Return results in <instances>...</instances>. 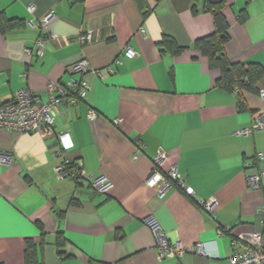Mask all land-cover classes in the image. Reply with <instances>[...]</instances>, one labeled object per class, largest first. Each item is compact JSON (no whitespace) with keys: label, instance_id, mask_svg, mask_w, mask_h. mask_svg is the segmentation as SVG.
<instances>
[{"label":"crops","instance_id":"obj_1","mask_svg":"<svg viewBox=\"0 0 264 264\" xmlns=\"http://www.w3.org/2000/svg\"><path fill=\"white\" fill-rule=\"evenodd\" d=\"M212 3L229 25L231 62L264 68V0H0L2 102L21 89L46 102L48 84L73 75L91 86L86 99L60 107L55 133L68 132L74 144L62 155L54 135L0 131V263L25 264L32 239L43 264H230L234 240L242 249L264 233V177L252 190L245 169L262 153L256 169L264 171V127L238 134L264 112V76L259 93L218 86L220 71L196 48L214 32ZM51 14L45 28L31 26ZM89 32L93 42L81 44ZM165 36L175 44H163ZM80 61L92 71L74 74ZM160 150L169 155L160 173L176 166L192 196L175 182L162 197L146 185ZM65 161H81L84 177L104 176L108 193L86 178L60 180L55 168ZM147 221L170 245L203 243L206 254L161 259Z\"/></svg>","mask_w":264,"mask_h":264},{"label":"built area","instance_id":"obj_2","mask_svg":"<svg viewBox=\"0 0 264 264\" xmlns=\"http://www.w3.org/2000/svg\"><path fill=\"white\" fill-rule=\"evenodd\" d=\"M35 6L29 7V12L34 13ZM53 15H49L42 23L31 22V26L37 28H45ZM50 39V36L43 34L37 42V56H42L45 47ZM80 42L83 45L93 42V34L87 33L80 36ZM136 52L133 49L126 51L128 58H135ZM91 67L87 61H80L73 66L74 74L89 73ZM47 101L43 102L41 98L29 89H21L16 92L14 100L10 102H2L0 100V131L10 133L32 134L37 133L43 136L54 135L58 140V153L63 154L74 148L71 135L68 132L55 133L56 118L60 114V107L65 104H75L78 100L87 98L91 91L90 84L84 79H77L74 75L66 81V83L51 82L46 89ZM238 93V90L236 89ZM264 99V91L260 93ZM97 113L93 110L88 112V118L91 121L96 120ZM119 121H116L118 123ZM264 127V112L256 119L253 127L250 129L241 130L238 134L241 136H251L255 131ZM139 148L144 149V145H139ZM138 155L135 156L137 158ZM169 155L167 152L160 150L154 161V170L146 182L148 187L158 189L162 197L170 188L172 182L177 183L188 196L194 194L193 188L186 185L184 179L178 173L176 166H171L165 175L160 173V168L167 161ZM263 159L262 153H257L256 156L245 163L247 170V185L252 190L261 189V181L264 177V171L259 172L256 165ZM1 162H6L2 158ZM56 176L60 180L72 179L81 181L86 178L90 182L92 188L101 193L106 194L110 189V183L104 176H86L82 169L81 161H65L55 168ZM201 205L208 210H213L214 202L202 201ZM146 224L152 229L157 237L159 257L161 259L167 257L183 256L185 252H191L198 255H205L206 250L203 243H197L192 248L185 250L180 244L170 245L163 239L164 235L160 231V227L156 221H147ZM230 231V229H226ZM218 234L221 236L222 231ZM237 241H233L235 249L229 259L230 264H264V233H253L250 235L246 245L241 249Z\"/></svg>","mask_w":264,"mask_h":264},{"label":"trees","instance_id":"obj_3","mask_svg":"<svg viewBox=\"0 0 264 264\" xmlns=\"http://www.w3.org/2000/svg\"><path fill=\"white\" fill-rule=\"evenodd\" d=\"M209 10L214 20V32L208 37L200 39L196 43V48L208 58L211 68L220 71L218 86L229 91H236L237 89L240 96L244 91L259 93L258 84L264 76V68L257 63L231 62L225 50L230 35L228 22L222 13V5L212 3L209 5ZM245 18L246 14L243 13L240 21L244 22ZM162 43L166 45L175 44L168 36L164 37ZM181 51L182 49L176 47V53ZM62 241V235L59 233L57 237L59 251H62ZM59 254L62 255V253ZM25 264H43L39 260L38 246L32 239L26 240Z\"/></svg>","mask_w":264,"mask_h":264}]
</instances>
